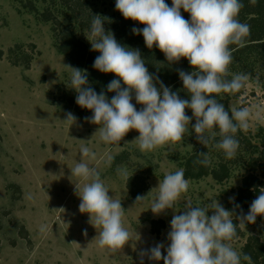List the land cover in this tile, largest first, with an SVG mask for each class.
Instances as JSON below:
<instances>
[{"label":"rangeland","instance_id":"374dc122","mask_svg":"<svg viewBox=\"0 0 264 264\" xmlns=\"http://www.w3.org/2000/svg\"><path fill=\"white\" fill-rule=\"evenodd\" d=\"M25 1L0 0V264H138L141 249L157 242L166 246L169 221L174 213L183 210L186 200L199 205L216 199L228 210V198L234 195L242 176L249 172V159L260 155L263 148L264 68L256 64L253 74L247 73L249 78L239 96L232 93L226 96L223 92L217 95L226 110L248 107L251 113L247 129H238L239 146L230 159L211 143L205 148L196 141L191 132L194 119L189 121V128L180 141L158 146L151 152L142 153L137 149L133 140L138 132L133 129L120 141L106 144L99 141L98 133L94 134L99 126L84 119L90 115L75 112L70 98L75 99L76 92L67 87L69 78L64 65L95 74V70L87 69V65L99 53L90 50V42L85 37L87 24L77 25L75 18L51 4V14L57 15L58 22L40 20L36 12H42L43 0H31L34 10L22 6ZM85 1L93 15L107 18L103 24L105 30H112L111 25L121 15L114 8L115 0ZM63 27H71L81 44L80 49L86 52L76 54L75 64L58 48L55 35ZM134 36L135 42L129 41L126 46L139 49L142 59L150 58L149 71L177 94L185 93L182 98L187 99L177 75V69L191 70L187 60L181 58L169 63L155 45L148 49L142 36ZM117 42L121 44V38ZM17 44L24 53L21 57L29 58L27 64L11 62L12 50L15 53L20 50L16 49ZM227 71L228 76L233 74L229 66ZM88 82L92 84L89 77ZM66 112L76 117L72 125L62 121ZM185 113L191 116L190 109L186 108ZM214 139L218 140L219 135ZM81 143L95 153L90 166L99 171L109 190L108 195L121 201L122 225L130 233L129 241L121 249L97 247L93 238L99 228L95 229L89 223L86 213L78 211L79 197L74 185H82L84 181L70 176V168L80 159ZM199 152L208 153V169L224 164L227 175L219 181L210 173L185 178L189 181L188 188L173 208L154 215L149 206L155 192L149 191L166 172L184 169L186 158L197 161L196 153ZM108 156L112 160L106 164ZM117 168L126 169L135 185L142 184L139 195L146 196L142 202L134 204L135 197H131L126 189L127 180L117 175ZM260 171L257 167L253 173L260 176ZM156 218L164 222L158 236L149 231V221ZM42 224L46 225L43 232L39 230ZM240 231L238 237L229 241L238 253L249 235L257 236L264 243L261 238L264 222L257 218ZM161 254L163 257V249ZM144 264H163V259L150 262L145 257Z\"/></svg>","mask_w":264,"mask_h":264},{"label":"clouds","instance_id":"9594fccd","mask_svg":"<svg viewBox=\"0 0 264 264\" xmlns=\"http://www.w3.org/2000/svg\"><path fill=\"white\" fill-rule=\"evenodd\" d=\"M242 7V0H171V6L165 0H115L114 8L122 17L144 25L132 27L131 32L142 36L145 47L151 49L155 45L169 63L181 58L187 60L190 71L177 69L187 99L179 97L170 85L166 86L158 76L149 73L139 49L121 45L111 30H105L106 17L91 14L85 37L90 42V50L99 53L92 68L114 74L115 78L104 86L114 95L106 97L104 89L97 93L88 82L87 70L64 66L69 78L67 87L76 92L75 103L91 111L84 119L99 126L94 133H98L99 141L118 142L133 129L138 132L133 140L137 149L142 153L151 152L158 146L180 141L189 128V121L194 119L191 132L199 144L206 148L211 143L226 159L234 157L239 146L235 134L238 129H247L251 113L248 107L226 110L216 94L236 93L249 78L247 73H233L226 78L232 62L229 45L243 46L249 33V26L237 19ZM181 9L188 13V19L182 17ZM133 100L141 106L139 109ZM186 108L191 110V116L186 115ZM75 120L71 112H66L62 121L72 125ZM217 135L220 138L215 140ZM196 155L199 157L196 163L209 164L207 152ZM79 156V161L70 168V176L84 181L82 185H74L79 197L78 211L86 213L89 223L99 228L93 238L97 247L121 249L130 239L129 231L122 225L121 201L108 195L99 171L90 166L95 153L85 143L79 147ZM111 160L108 156L105 163ZM116 173L122 179L129 178L124 168H117ZM183 173V168L166 172L149 191L155 192L149 206L154 215L173 208L186 192L189 181ZM145 197L137 195L134 204ZM228 199L232 204L230 210L216 199L199 205L186 200L183 210L174 213L169 221L166 246L157 242L141 249L138 264H144L145 257L150 262L162 258L163 264H242V261L253 264L249 255L238 253L229 241L236 237L237 229L245 230L246 224H253L257 216L264 218V188L258 190L246 213L234 203V196ZM39 230L45 231L46 225H40Z\"/></svg>","mask_w":264,"mask_h":264},{"label":"trees","instance_id":"16d2710c","mask_svg":"<svg viewBox=\"0 0 264 264\" xmlns=\"http://www.w3.org/2000/svg\"><path fill=\"white\" fill-rule=\"evenodd\" d=\"M26 4L22 3V6L29 7L31 10H34V7L31 6L32 2L31 0H26ZM44 7L42 12L37 11L36 15L38 19H42L44 21H50L54 24L58 22V19H56V14H51L50 6L53 5L57 9H59L61 12L68 15L70 18L71 16L75 18V23L77 25L84 26V24H88L91 19V14L87 7H86V1L85 0H50L49 5L47 4V0H43ZM243 7L239 10L237 19L242 22L246 23L249 26V33L244 38V44L243 46H237L234 44H230L229 48L232 49L231 55H232V62L228 65L229 69L231 71L236 72H242V73H248L253 74V71L255 69L256 64H259L260 67L264 68V0H255V3H249V0H242ZM165 3L171 6V0H165ZM51 4V5H50ZM182 17L185 19H188V13L184 12L183 9L180 10ZM113 28L111 32L114 35V38L117 40L118 38H121V45L126 46L129 41L134 43L135 41L132 40V36H134L131 32L132 27L142 28V24L139 22L133 21L131 19H125L122 17V15L118 16L116 18V23L111 25ZM118 33V35H116ZM56 39L59 41L58 48L61 52H63L68 60L75 64V58L76 54L81 52L82 55H84L86 52L83 48L80 49L81 44L77 42L71 27H63L59 29L58 33L55 35ZM135 38V36L133 37ZM20 49V45H16V49ZM12 48H9V51H11ZM13 54L9 57L11 62L13 64H17L18 62H24V64H27L29 62V58L27 57H21L24 53L20 49L18 53H15V50L13 51ZM150 57V56H149ZM145 60V66L149 71L151 61L149 62L150 58L143 57ZM152 64V63H151ZM183 68V67H182ZM87 69H93L92 63L87 65ZM95 70V69H93ZM183 70V69H182ZM184 71L185 70L184 67ZM149 73H151L149 71ZM94 73H87L88 77L91 79L92 84L90 85L97 93H99L102 89L105 90L106 97L110 98L114 93L107 92L104 86L114 77V74L112 73H101L97 70H95ZM226 78H230V76H227ZM181 83V81H179ZM182 84V83H181ZM123 87V85H122ZM185 93L180 91L178 94L179 97H183ZM227 96V93H224ZM231 94V93H230ZM234 96H239L241 94V89L236 92L232 93ZM216 94V99L218 102L220 101L219 97ZM76 96V94H75ZM70 101L73 104V109L75 112L79 115H91V111L88 109L81 108L75 103V99H73V96L70 98ZM134 106L139 109L140 105H136L135 101H131ZM239 132L235 134L236 139L239 136ZM220 138V137H219ZM217 139V138H216ZM238 140V139H237ZM262 143V151L260 155H257L256 157H252L249 159L247 165L249 166V172L242 176L240 184L236 187L234 191V203H238L240 205V208L243 210V212H247L248 206L251 203V201L256 197L258 194V190L260 188H264V137L261 139ZM199 159V158H198ZM260 168L261 175L258 176L253 173V171L256 168ZM195 169V170H194ZM184 178L187 177H197L201 174L210 173L213 178L216 180H221L223 177L227 175V169L224 164H219L218 168H211L208 169L207 166L200 165L196 163L195 160L192 159V157H188L185 160L184 163ZM193 170V171H192ZM130 178H128L126 182V189L131 197H136L141 193V190H143L142 184L135 185V182L130 181ZM232 208V204L229 203V199L227 201V209L230 210ZM239 211V210H237ZM259 221L264 222V218L257 216L256 217ZM236 222L235 219L233 221ZM149 231L150 233L154 234L155 236H158L160 234L161 228L164 226V222L160 218L151 219L149 221ZM241 234L240 229H237L236 237H238ZM235 237V238H236ZM234 238V239H235ZM240 253H245L251 257V260L253 264H264V243L254 235H249L246 237L245 242L243 243ZM242 264H246V262L242 261Z\"/></svg>","mask_w":264,"mask_h":264}]
</instances>
